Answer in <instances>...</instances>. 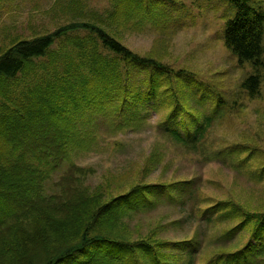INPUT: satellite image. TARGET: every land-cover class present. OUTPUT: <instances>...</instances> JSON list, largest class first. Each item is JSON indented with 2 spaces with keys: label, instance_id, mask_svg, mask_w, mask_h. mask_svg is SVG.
Masks as SVG:
<instances>
[{
  "label": "trees",
  "instance_id": "1",
  "mask_svg": "<svg viewBox=\"0 0 264 264\" xmlns=\"http://www.w3.org/2000/svg\"><path fill=\"white\" fill-rule=\"evenodd\" d=\"M169 1L114 0L102 25L71 23L0 49V264H264V198L253 204L236 189L226 198L205 195L214 183L202 175L157 183L142 176L114 194L88 186L92 171L72 162L73 153L95 146L102 128L136 130L157 112L158 132L176 149L195 163L220 160L264 194V145L249 147L262 143L264 123L251 128L254 137L221 148L213 135L217 122L230 124L249 104L264 103V12L253 0H225L237 12L225 46L250 68L229 99L195 73L123 44L125 31L154 23L151 10L162 2L164 13ZM72 31L88 34L64 40L78 64L64 56L59 65L54 47ZM24 84L25 92L15 90ZM55 120L59 128L43 133ZM161 156L152 152L143 174L170 168ZM156 213L163 215L149 218Z\"/></svg>",
  "mask_w": 264,
  "mask_h": 264
},
{
  "label": "rangeland",
  "instance_id": "2",
  "mask_svg": "<svg viewBox=\"0 0 264 264\" xmlns=\"http://www.w3.org/2000/svg\"><path fill=\"white\" fill-rule=\"evenodd\" d=\"M79 1H83L85 8L77 13ZM169 3L170 6L164 13L162 2L151 10L150 16L154 23L142 22L140 27L131 32L125 31L121 35L123 44L141 57L159 56L173 69H187L195 73L200 81L232 99L235 87L250 71L248 65L241 68L225 46L226 24L236 17V9L225 0H170ZM252 4L264 12V0H253ZM113 12L114 0H0V49H8L16 37L33 40L56 33L61 27L71 23L95 21L102 25ZM112 28L116 29V26ZM87 35L85 32L72 31L59 40L62 41L61 45L59 41L56 43L55 57L59 60V65L63 64L60 59L64 56L74 58L78 64L75 47L72 44L63 47L64 40L67 37L84 38ZM102 53L112 57L103 49ZM35 79L37 77L30 78L29 82ZM25 84L15 90L25 92ZM190 94L192 95V91ZM192 105L197 108L194 103ZM164 114L162 111L161 116ZM158 116L157 112L150 113V121L136 130L108 132L107 128L106 133L105 128L101 127L103 130L97 133L95 146L90 151L73 153V163L92 171L86 184L91 188L107 189L110 186L115 194L128 189L133 184L131 182L142 176L146 181L157 183L159 178L180 180L202 175L204 179L214 183L213 187L205 189V195L226 198L230 189H236V193L243 195L246 200L250 199L249 202L253 204L264 198L260 187L254 188L244 181H237L233 173L218 165L220 160L212 164L195 163L183 150L176 149L158 132L157 125L161 120ZM102 121L101 119L97 124L102 126ZM261 121L264 123V103L249 104L243 117L234 119L230 124L229 118L217 122L213 135L218 137V148L241 142L250 137L251 133L254 137L256 131L251 128L260 129ZM56 128H59L56 120L49 122L43 133ZM261 142L249 144V147L262 151L260 144L264 145V139ZM152 152L155 153V158L159 156L162 159L161 154H164L166 160H163V165L171 167L146 176L143 169L149 166ZM247 155L248 153H243V157ZM177 169L184 177H178ZM163 213H156L149 218L158 220ZM138 224L146 229L143 223Z\"/></svg>",
  "mask_w": 264,
  "mask_h": 264
}]
</instances>
